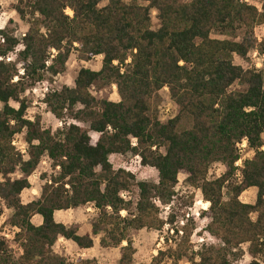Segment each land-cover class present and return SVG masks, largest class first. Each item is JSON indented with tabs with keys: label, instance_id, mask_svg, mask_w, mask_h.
<instances>
[{
	"label": "trees",
	"instance_id": "16d2710c",
	"mask_svg": "<svg viewBox=\"0 0 264 264\" xmlns=\"http://www.w3.org/2000/svg\"><path fill=\"white\" fill-rule=\"evenodd\" d=\"M256 1L260 9L244 0H16L13 9L27 19L28 29L20 40L10 23L0 30V199L13 211L7 223L19 229L14 242L21 255L15 259L0 239V264H68L54 253L59 239L87 250L98 236L104 248L125 242L118 264H135L129 233L162 230L155 202L171 207L180 174L209 204L203 213L206 232L217 243L190 254L194 228L187 221L178 246L159 253L151 264H161L165 256L171 264L183 259L229 264V252L244 244L253 258L249 264H264L256 260L264 256V70L234 63V57L264 50V39L258 42L254 36L264 25V0ZM151 10L159 21L156 31L150 28ZM236 31L243 32L240 41L211 37ZM20 44L25 47L16 52ZM75 53L86 62L101 57V68L81 69L72 88L46 92L43 103L63 125L45 130L39 119L25 118L24 95L63 74ZM111 86L117 102L99 100L91 92ZM164 89L174 112L162 121L158 103ZM91 133L98 135L94 145ZM18 134H24L26 160L12 145ZM244 139L253 155L244 162L238 183L228 185L230 195L224 200V185L238 160L236 144ZM129 153L157 172L156 184L137 183L131 173L113 169L110 156ZM43 158L56 172L49 180L42 178L38 200L24 205L20 195L30 188L28 178ZM216 164L225 172L210 181L208 171ZM17 173L22 178L12 179ZM135 188L132 212L122 195ZM249 189L256 190V198L244 204L239 197ZM89 206L97 214L90 234L80 236L54 219L56 212ZM36 215L40 226L31 223ZM168 221H174L171 214ZM74 264L98 262L79 258Z\"/></svg>",
	"mask_w": 264,
	"mask_h": 264
},
{
	"label": "rangeland",
	"instance_id": "374dc122",
	"mask_svg": "<svg viewBox=\"0 0 264 264\" xmlns=\"http://www.w3.org/2000/svg\"><path fill=\"white\" fill-rule=\"evenodd\" d=\"M123 1L125 3H129V0ZM189 1L190 0H183L184 3ZM15 5L16 0H0V19H3L5 16L8 17L5 22L4 29L8 27L10 23L9 30L12 31L14 36L20 40L28 29V23L27 19L22 20L17 16V14L15 16L8 15L14 11L13 6ZM251 5L255 6L257 9H260V3L256 0H254ZM69 12L71 11L66 10V15L72 17V15H68ZM150 21V28L154 31L158 30L159 21L157 19V13L154 10L150 11ZM242 36V31H236L235 35H222L218 32H214L211 35L213 39H227L232 41H240ZM254 36L258 42H261V40L264 39V25L257 27L254 30ZM101 61V57H96L87 62L81 61L76 53L73 54L66 63V70L63 74L57 76L51 81L46 79L45 82L27 90L24 95L28 104L25 118L31 117V120L27 118L26 119L32 122L36 119H39L41 127L45 130L49 129L55 131L58 128H61L63 122L54 119L46 105L43 103L44 95L48 90H59L63 86L72 88L79 70L90 69L92 71H98L101 68ZM234 63L244 69L254 68L258 70H264V50L262 51L261 49L257 48L251 51L244 59L234 57ZM257 64L260 65L259 68H257ZM234 89H237V87ZM91 92L99 100L103 99L111 102H117L119 100L116 87L114 86L105 88L102 91L91 89ZM158 110H160V117L162 121L165 120L166 113L172 114L174 112L173 103L170 100L166 89L159 93ZM90 138L91 144L94 145L98 135L91 133ZM13 141L15 144L14 148L20 154L22 146L24 145V134L16 135ZM250 152L251 151L248 149L246 154V158L248 159L252 156ZM135 157L136 155L133 153H129L124 156L112 155L110 156L109 161L112 164L114 170L122 169L131 173L135 177L137 183L145 182L156 184L158 180L157 172L154 169L142 167L141 163L138 165ZM248 159H246V161ZM55 172L56 171L52 170L51 168V163L46 158H43L39 167L28 178L30 188L24 190L21 193V203L25 205L32 201L38 200L41 194V187L45 183L42 178L45 176L46 180H49L50 176ZM224 172L225 169L221 165H213L208 171L207 179L210 181L216 180L220 178ZM11 178L19 179L22 178V175L17 173L12 175ZM235 182L238 183L237 178L233 174L230 179H228V182H226L224 185L222 192L224 200H227L230 195V186L228 185L236 184ZM123 196L126 201L131 203L130 210L133 212L135 203L138 199V190L135 188L130 193L123 194ZM255 198L256 190L249 189L241 194L239 200L244 204H253ZM173 200L174 201L169 209V212L165 211L164 206H157L159 208L160 220L164 222V226L161 231L157 232L142 230L129 233V241L131 242L134 250L135 264H151L152 260L158 257L159 253L166 252L168 248L175 249V247H177L181 241L180 239L183 236L181 230L187 224V221H189V224H191L194 228L190 238V254H195L201 251L202 247H208L217 243L215 239L210 237L206 232L207 219L203 216V213L208 210L209 204L208 207L205 208L206 202L202 200L200 191L192 189L187 184L186 176L184 174H180L178 176V183L175 189V197ZM203 209L205 210L203 211ZM12 213L13 211L6 208L4 201L0 199V234L7 236L6 239H3L5 241L7 251L15 259H17L21 255L20 248L14 242L15 234L18 231L14 228H11L7 223ZM121 213H124V215H121ZM121 213V217L126 216V212L123 211ZM169 214L174 217V221L171 224L168 221ZM96 215V211H94L92 207H85L75 210L62 211L56 215L55 219L57 222H64L66 227L76 229L78 235L83 236L84 233H87V231L90 229V225ZM176 231H178L177 235L175 233ZM101 238V236L94 238V246L88 252H86L85 257L89 259L95 258L98 264H118L122 252L121 249L126 246V243H122V245L117 248H104L100 246ZM244 245H246V247L240 246L239 249L229 252V264H249L253 260L252 258L251 260L244 261L245 255L252 257L249 253V245ZM54 253L65 258L68 264H74L76 260L82 255V252L76 247L75 244L70 241H58L54 247ZM256 260L264 263V256H258L256 257ZM171 263L172 261L168 259L167 256H165L161 262V264ZM177 264L189 263L186 259H183Z\"/></svg>",
	"mask_w": 264,
	"mask_h": 264
},
{
	"label": "built area",
	"instance_id": "2783aa9c",
	"mask_svg": "<svg viewBox=\"0 0 264 264\" xmlns=\"http://www.w3.org/2000/svg\"><path fill=\"white\" fill-rule=\"evenodd\" d=\"M253 1L254 0H244V2L249 3V4H251ZM47 65H48V63H47ZM248 69H250V68H248ZM256 70H258V69H256ZM165 112H167V111H165ZM133 140L134 139H131V146L132 147H136V143H135V146H133ZM12 145L15 146L14 141L12 142ZM236 149H237V155H238V160L237 161H239V163H237V161L234 163V169H235L234 176L238 180H240L241 179V170L243 169L244 162L246 161V159H248V158H246V156H247L246 154H247V150H248V143H247V141L244 139L240 143L236 144ZM260 150L261 151H264V146L261 147ZM20 154H21V157L23 159L24 158H27V146H26V144H24L22 146V150L20 151ZM24 160H26V159H24ZM135 160H136L137 164L140 165L141 160H140V158L138 156L135 157ZM122 197L124 198L123 195H122ZM155 204H156V206H159L160 205L159 202H155ZM205 205H208V203H206ZM164 209H165V211L169 212L170 206H166ZM204 210L205 209H203V211ZM187 217H189V216H187ZM179 233L182 234L181 232H179ZM6 238H7L6 235L0 234V239H6Z\"/></svg>",
	"mask_w": 264,
	"mask_h": 264
},
{
	"label": "clouds",
	"instance_id": "9594fccd",
	"mask_svg": "<svg viewBox=\"0 0 264 264\" xmlns=\"http://www.w3.org/2000/svg\"><path fill=\"white\" fill-rule=\"evenodd\" d=\"M8 15H10V16H15L16 15V13L13 11V12H11V13H9ZM37 15H39V13H37ZM68 15H72V13L71 12H69L68 13ZM7 16H5L3 19H0V30H3L4 29V27H5V22H6V20H7ZM41 31H43V29H41ZM4 42V39H3V37H0V43H3ZM24 45L23 44H20V45H18L17 47H16V49H15V51L16 52H19V51H22L23 49H24ZM14 57L13 56H9L8 57V59L9 60H12ZM0 59H3L2 57H0ZM50 63V62H49ZM113 63H115V61H113ZM181 63V65L183 64V62L181 61L180 62ZM260 67V65L259 64H257V68H259ZM21 72H23V70L21 69ZM13 82H15V79L13 80ZM9 105L11 106V107H13V108H15L16 110H19V104H14L11 100H9ZM3 107V105L2 104H0V108H2ZM247 110V109H246ZM27 119H30L31 120V117H26ZM11 123L12 124H14L15 123V121L13 120V121H11ZM36 143H38V141L36 142ZM135 143H136V141H135V139L133 140V146H135ZM237 163H239V161H237ZM208 207V205H205V208H207ZM121 215H124V213H121ZM255 219V217H253V220ZM17 231H19V229H17ZM241 247H246V245H242ZM234 251H235V249H234ZM198 259V258H197ZM252 259V257H250V256H248V255H245V257H244V261H248V260H251Z\"/></svg>",
	"mask_w": 264,
	"mask_h": 264
},
{
	"label": "crops",
	"instance_id": "0c3cea01",
	"mask_svg": "<svg viewBox=\"0 0 264 264\" xmlns=\"http://www.w3.org/2000/svg\"><path fill=\"white\" fill-rule=\"evenodd\" d=\"M264 136V135H263ZM263 136H262V140H263ZM264 142V141H263ZM24 144H25V142H24ZM263 146H264V144H263ZM262 146V147H263ZM250 154L251 155H253V152L251 151L250 152ZM252 157V156H251ZM250 157V158H251ZM30 184V183H29ZM255 190V189H254ZM89 207H91V206H89ZM94 210V209H93ZM95 211V210H94ZM60 212H62V211H59V212H56L55 214H54V219H55V217H56V215L57 214H59ZM55 221H56V219H55ZM31 223L34 225V226H40L41 224H42V219H41V217L40 216H34L32 219H31ZM56 223H60V224H65L64 222H57L56 221ZM65 226V225H64ZM86 234H90V229L87 231V233H84V235H86ZM83 235V236H84ZM58 241H61V242H64V241H66V240H64V239H59ZM67 242V241H66ZM93 242H94V239H93ZM93 246H94V243H93ZM77 247V246H76ZM93 248V247H92ZM80 250V249H79ZM90 249H87V250H80L81 252H82V255H81V259H89V258H87V257H85V254H86V252H88ZM90 259H93V258H90Z\"/></svg>",
	"mask_w": 264,
	"mask_h": 264
}]
</instances>
